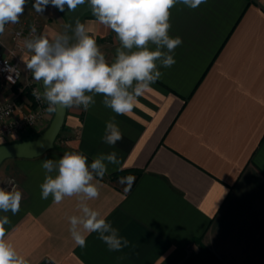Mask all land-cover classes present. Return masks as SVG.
I'll return each mask as SVG.
<instances>
[{
	"label": "crops",
	"instance_id": "1",
	"mask_svg": "<svg viewBox=\"0 0 264 264\" xmlns=\"http://www.w3.org/2000/svg\"><path fill=\"white\" fill-rule=\"evenodd\" d=\"M33 3L27 0L20 22L0 35L6 54L14 32L34 22L38 35L68 33L60 10L49 5L38 14ZM170 12L169 35L182 39L176 63L157 62L161 78L131 113L116 115L96 95L88 111L68 108L54 149L0 167V182L12 175L22 192L20 211L0 215L9 216L7 237L30 264H264V0H206ZM80 24L114 62L116 34L92 14ZM13 96L0 80V102ZM113 116L123 139L109 146L101 138ZM111 151L121 164L94 179L97 199L41 198L45 159L82 152L90 164ZM128 175L135 181L125 192L118 180ZM85 203L119 230L127 247L109 251L97 233L87 235L83 248L74 243L68 218L82 216Z\"/></svg>",
	"mask_w": 264,
	"mask_h": 264
},
{
	"label": "clouds",
	"instance_id": "2",
	"mask_svg": "<svg viewBox=\"0 0 264 264\" xmlns=\"http://www.w3.org/2000/svg\"><path fill=\"white\" fill-rule=\"evenodd\" d=\"M202 3L206 0H35L32 7L38 14H43L49 5L60 11L65 10V5L69 10L89 5L92 16L116 34L120 46L115 50L114 62L109 63L96 39L79 22L71 29V36L65 32L49 38L41 33L35 38H25L28 54L21 57L22 61L33 79L43 86L42 94L34 89L32 95L48 104L49 113L73 106L88 111L96 103L94 97L102 95L106 108L116 115H128L137 98L161 78L157 62L163 68L176 63L174 49L182 44V39L169 35L170 10L177 4L196 9ZM26 4L27 0H0V35L5 33L6 25L20 22ZM36 32V26L32 25L29 37ZM73 38L75 42L70 43ZM150 44L155 45L154 50ZM16 74L18 78L19 72ZM101 139L109 146L123 139L115 116L105 122ZM120 164L116 151L99 153L90 164L82 152H65L58 161L45 159L41 198L51 196L53 203L60 204L65 197L83 194L88 200H95L100 195L97 183L108 172V165ZM94 179L97 183H93ZM134 181L135 177L128 175L119 178L118 183L125 185L124 191L128 192ZM8 183L14 185L12 180ZM21 200L22 192L17 187H0V213L16 215ZM81 212L82 216L68 218L69 233L77 246L85 247L87 235L92 233L98 234L109 251L128 246L129 241L99 211L85 203L81 204ZM10 223L8 215H0V264H30L7 237L5 226Z\"/></svg>",
	"mask_w": 264,
	"mask_h": 264
},
{
	"label": "built area",
	"instance_id": "3",
	"mask_svg": "<svg viewBox=\"0 0 264 264\" xmlns=\"http://www.w3.org/2000/svg\"><path fill=\"white\" fill-rule=\"evenodd\" d=\"M35 25L37 32L29 37L31 26ZM30 28H19L12 36V46L8 53L0 50V78L5 83L15 87L14 96L11 100L0 103V144L13 139L16 134L26 132L32 128L43 131L46 127L47 119V103L43 100H36L32 95L34 89L43 93L41 83L35 81L30 71L26 69L22 58L28 51L24 45L25 38H35L38 35V22H34ZM19 72L17 78L16 71ZM26 72L27 81L22 83L23 73ZM11 76L12 80L8 77ZM26 95L31 97V100H22ZM24 108V110H23ZM50 122V121H49ZM49 124V123H48ZM39 131V132H41ZM38 132V133H39ZM14 181L9 184L8 181ZM18 180L16 177L9 175L0 182V187L11 188L17 187Z\"/></svg>",
	"mask_w": 264,
	"mask_h": 264
},
{
	"label": "water",
	"instance_id": "4",
	"mask_svg": "<svg viewBox=\"0 0 264 264\" xmlns=\"http://www.w3.org/2000/svg\"><path fill=\"white\" fill-rule=\"evenodd\" d=\"M61 13L67 22V34L71 36V29L75 27L77 22L80 23L84 16L91 13V10L90 6L87 4L80 5L75 10H69L68 6L65 5V10L61 11ZM69 42L74 43L75 38ZM67 111L68 108H58L57 111L54 112L48 126L43 131L37 133L34 138L0 144V167L8 159L37 158L54 149L58 136L65 124Z\"/></svg>",
	"mask_w": 264,
	"mask_h": 264
},
{
	"label": "rangeland",
	"instance_id": "5",
	"mask_svg": "<svg viewBox=\"0 0 264 264\" xmlns=\"http://www.w3.org/2000/svg\"><path fill=\"white\" fill-rule=\"evenodd\" d=\"M0 80H1V81H4V80H2L1 78H0ZM22 83L24 84L23 81H22ZM10 87L12 88V93H14V92H15V87H12V86H10ZM24 99H25V100H31V97H30L29 95H26V96H24V97L22 98L23 101H24ZM5 101H7V100H5ZM5 101H2V102H5ZM2 102H0V103H2ZM47 107H48V104H47ZM23 110H24V108H23ZM53 114H54V112H52V113H49V112H48V113H47V119H48V122L46 123L45 127L48 126V123H49V121L51 120V118L53 117ZM39 131H41V130H37L36 128H32V129L29 130V131H26V132H22V133L16 134V136H15L13 139H11V140H9V141H7V142H12V141H17V140L26 139V138H28V137H30V136H32V135L37 134ZM63 138H64V134H63V133H60L59 138L57 139V144H59V142H60ZM1 143H6V142H1Z\"/></svg>",
	"mask_w": 264,
	"mask_h": 264
},
{
	"label": "trees",
	"instance_id": "6",
	"mask_svg": "<svg viewBox=\"0 0 264 264\" xmlns=\"http://www.w3.org/2000/svg\"><path fill=\"white\" fill-rule=\"evenodd\" d=\"M89 14H92V13H89ZM36 135H37V134H35V135H32V136H30V137H28V138H26V139H29V138H34ZM59 135H60V134H59ZM58 138H59V136H58ZM55 147H56V144H55Z\"/></svg>",
	"mask_w": 264,
	"mask_h": 264
}]
</instances>
